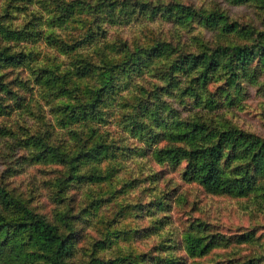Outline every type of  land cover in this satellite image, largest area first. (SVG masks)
<instances>
[{
  "label": "rangeland",
  "instance_id": "374dc122",
  "mask_svg": "<svg viewBox=\"0 0 264 264\" xmlns=\"http://www.w3.org/2000/svg\"><path fill=\"white\" fill-rule=\"evenodd\" d=\"M0 19L21 31L0 46L31 52L0 63V186L71 232L69 264H264V162L238 195L154 155L183 145L168 133L194 120L264 140V63L222 64L204 81L183 67L186 53L258 41L264 0H0ZM45 145L79 158L48 160ZM240 147L220 161L225 175L252 165L256 149ZM187 234L215 243L192 254Z\"/></svg>",
  "mask_w": 264,
  "mask_h": 264
},
{
  "label": "trees",
  "instance_id": "16d2710c",
  "mask_svg": "<svg viewBox=\"0 0 264 264\" xmlns=\"http://www.w3.org/2000/svg\"><path fill=\"white\" fill-rule=\"evenodd\" d=\"M205 20L211 25H221V29L225 32L236 29L235 22L224 20L221 24V20H218L213 14L205 16ZM20 32L0 19L1 39L9 41ZM262 35L258 41L252 43L217 44L198 52L186 53L183 58V67L187 65L200 68L199 75L204 81L222 67V64L231 73H234L236 67H243L254 60L264 63V32ZM160 50L161 48L153 46L151 53ZM30 54V51L11 50L10 45L4 44L0 46V63L18 65L27 60ZM242 134L235 128L224 129L211 126L209 128L201 120H194L187 122L185 129L168 133L171 140L182 141L183 145L160 147L154 152V155L159 161L169 158L173 162L179 163L184 160L185 172L190 177L198 179L203 186L211 191L225 190L244 195L253 188L251 182L253 176L251 173L249 174V171L262 170L264 140L255 138L254 141L248 142ZM243 143L247 145H243ZM45 146L46 154L49 155V157H45L48 160L65 163L79 158V156H75L72 159L54 145ZM239 146L243 147L245 151H249V148L250 151L256 149L246 155L247 158L252 159V165L248 161L245 162L244 168L241 170V172L245 171L243 175H225L220 161L226 156L231 157V153H235ZM100 151L102 148L96 145L85 151L83 157L97 156ZM99 177L94 173L73 172L69 179L96 180ZM9 241H13V245L7 249ZM185 241L187 252L192 254L205 253L215 243L214 240H205L203 236L197 234H187ZM8 253H12L14 257L26 264H69L68 259L73 254V241L71 232L63 231L57 222L51 221L0 186V260L8 259Z\"/></svg>",
  "mask_w": 264,
  "mask_h": 264
}]
</instances>
